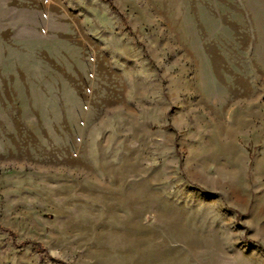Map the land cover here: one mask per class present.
<instances>
[{
    "label": "rangeland",
    "instance_id": "1",
    "mask_svg": "<svg viewBox=\"0 0 264 264\" xmlns=\"http://www.w3.org/2000/svg\"><path fill=\"white\" fill-rule=\"evenodd\" d=\"M0 224V264H264V0H0Z\"/></svg>",
    "mask_w": 264,
    "mask_h": 264
},
{
    "label": "trees",
    "instance_id": "2",
    "mask_svg": "<svg viewBox=\"0 0 264 264\" xmlns=\"http://www.w3.org/2000/svg\"><path fill=\"white\" fill-rule=\"evenodd\" d=\"M0 229H1V230H4V231H8V232H10L11 235L13 236V233L11 232V230H9V229L3 227L1 224H0ZM33 244L36 245V246H38V247H40V245H39L38 243H33ZM40 249L43 250L42 247H41Z\"/></svg>",
    "mask_w": 264,
    "mask_h": 264
}]
</instances>
